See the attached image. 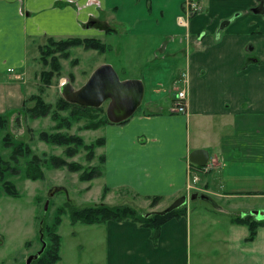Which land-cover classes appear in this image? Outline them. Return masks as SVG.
Returning a JSON list of instances; mask_svg holds the SVG:
<instances>
[{"label": "crops", "instance_id": "1", "mask_svg": "<svg viewBox=\"0 0 264 264\" xmlns=\"http://www.w3.org/2000/svg\"><path fill=\"white\" fill-rule=\"evenodd\" d=\"M186 2L200 8L191 18ZM117 16L128 21L129 46L140 36L141 46L150 39L162 57L173 56L165 73L173 92L160 95L147 71L128 75L143 82L144 95L127 120L102 127L106 197L136 194L146 214L188 199L158 229L106 223L110 264H264V225L248 241V227L232 220L264 210V0H0V102L20 92L6 79L25 73L31 44L107 37ZM152 58L147 68L160 64ZM182 88L186 114L174 109ZM198 149L208 151L205 166L190 159Z\"/></svg>", "mask_w": 264, "mask_h": 264}, {"label": "rangeland", "instance_id": "2", "mask_svg": "<svg viewBox=\"0 0 264 264\" xmlns=\"http://www.w3.org/2000/svg\"><path fill=\"white\" fill-rule=\"evenodd\" d=\"M118 13L119 10L116 14ZM101 22V27L109 26V24ZM113 27L115 32L107 34V37L94 34L96 35L95 38L105 42L104 44L107 46L101 51L86 49L83 46L70 48L69 58H60L61 74L59 77L54 76L50 86H47L44 81L46 77L44 76L43 80L41 73L50 71L51 66L43 64L40 59L41 50L39 46L31 44L26 48L27 54L25 56L28 58V65L23 68L26 75H24L25 73L19 75L13 72L9 74V79H6L8 84H18L15 85V90L20 89V92H12L11 95L5 92L4 99L0 102V114L6 118L5 125L0 126V153L5 159L9 158L11 148H3L2 139L7 133H10L12 141L29 146L32 152L39 155L46 153L47 155L61 156L66 162H77L86 167L87 170L91 166L99 167L102 146L97 147L95 157L88 160L87 150L81 149L69 156L65 153L66 146L43 142L40 139V134L43 132L76 134L81 136L86 143L96 141L98 138H102V127H105L106 124L101 123L102 125L96 129L92 126L99 123L100 120H107L105 114L107 103L101 105L99 111L86 109L83 111L85 116H82L78 122L69 128L67 125L59 127L60 124L64 123L61 118L53 120L50 116L33 117L31 113L27 112V106L35 105L34 100L27 102L26 106L24 103L19 104V102H21L22 97L29 98L35 94L42 96L46 103L52 104L53 109H56V104L63 97L60 90L61 85L70 83L75 89L80 88L92 72L102 65L100 63L111 64L123 80H127L128 75L142 76L147 71L146 77L150 75L154 77L153 83L156 90L160 89V95L164 96L168 92H173L172 80L169 81L165 75L167 67L173 68V56L162 57L164 51H156L150 45V39H147V44L141 46L144 40H141L140 36L133 38V43L129 46L128 21L121 20L118 16ZM37 43L41 42L38 41ZM56 55L60 56L58 53ZM152 57L157 58L160 64L150 61L151 67L147 68L146 61ZM129 65H132L131 71H129ZM9 70L12 72L14 69ZM18 97L20 101H18ZM148 97L146 94L145 100ZM12 103H18V105H12ZM4 105H7L4 108L7 111L2 112ZM143 107L144 104L141 109ZM58 112L62 117H70L72 110L62 109ZM91 117H95L93 121H91ZM24 160V158H20L19 162L23 163ZM82 171H72L67 166L59 169L45 166L44 178L41 180L26 179L22 174L10 176L8 178L14 182L19 191L18 197H12L6 193L0 183V264H29V260L33 261L37 257V253L42 250L44 243L47 246L45 225L52 224L59 215L62 218L58 227V232L62 236V259L56 264H110L108 241L110 240L111 225L107 226L106 223L87 225L81 222L73 224L71 208L100 204L115 208L129 205L135 208L137 205H142V200L136 194L126 191L119 192L115 196L112 193L111 199H108L106 191L103 189V178L95 177L85 181L81 179ZM53 188L58 189L49 197V192ZM62 211L63 213L60 214ZM139 211L145 212L147 210Z\"/></svg>", "mask_w": 264, "mask_h": 264}, {"label": "trees", "instance_id": "3", "mask_svg": "<svg viewBox=\"0 0 264 264\" xmlns=\"http://www.w3.org/2000/svg\"><path fill=\"white\" fill-rule=\"evenodd\" d=\"M83 46L86 49H97L102 50L107 47L103 42L95 37L81 38V37H70L65 39H54L48 38L45 45L41 47V57L44 65H50V71L42 72L41 76L47 83V86H50V82L54 76H60V58H69L70 48ZM60 54L56 55V54ZM34 100L35 105L27 106V112L31 113L33 117H45L50 116L53 120H59L61 118L64 123L60 124L59 127L67 125L69 128L73 126L75 122L85 116L83 111L87 110H101L96 108H83L77 104L70 103L65 98H60L56 104V109H53L52 104L45 102L42 96L40 95H31L29 98L23 101L24 105H27V102ZM72 110L70 117L60 116L58 110ZM95 117H91L93 121ZM5 116L0 114V126L5 125ZM101 123L108 124V120H100L99 123H96L92 128H99ZM87 128V126H86ZM40 139L46 143H52L59 146H66L67 149L65 153L69 156L74 155L76 152H79L81 149L87 150V159L92 160L95 157V149L101 147L105 144L103 138H98L96 141L91 143H86L81 136L76 134H49L48 132H43L40 134ZM20 142L12 141V135L7 133L3 139L2 144L3 148H11V154L8 159H5L0 153V183L6 193L12 197H18L19 191L17 190L14 182L8 177L15 176L17 174H22L26 179L30 180H41L44 178V168H62L67 166L72 171H82L81 179L88 181L95 177H101L103 175V168L101 164L104 161V157H99V162L101 164L98 166H91L88 170L86 167H83L77 162H66L64 158L56 155H47L43 153L39 155L32 152V149L29 146H24ZM20 158H24L23 163L19 162ZM14 163V164H13ZM107 191V188H105ZM107 193V192H106ZM159 197H154L152 204H156ZM72 207V206H70ZM181 208L174 209L166 214H152L146 216L145 212H141L138 209L132 206L122 205L119 208L106 206L104 204L95 205V206H82V207H73L71 208V218L72 223L76 224L81 222L87 225L107 223L108 221H128L135 220L140 222L142 225L151 226L158 229L165 221L168 219L180 215ZM63 211L60 213L62 214ZM61 215L55 218V221L52 224L45 225L44 231L47 234V246L44 251L32 262L29 264H56L61 259V247H62V236L58 232V227L61 224ZM235 223L243 224L248 227L249 235L247 237L248 241L255 239L258 229L260 226L264 225V219L258 220L254 215L246 217H234L232 219Z\"/></svg>", "mask_w": 264, "mask_h": 264}, {"label": "water", "instance_id": "4", "mask_svg": "<svg viewBox=\"0 0 264 264\" xmlns=\"http://www.w3.org/2000/svg\"><path fill=\"white\" fill-rule=\"evenodd\" d=\"M262 10V4L255 9L258 12ZM60 90L67 101L83 107H100L107 102V117L111 122L119 123L127 120L140 104L144 95V84L141 80H122L111 64H103L93 71L86 83L80 88L75 89L72 84L64 83L61 85ZM190 159L201 166H205L209 159L208 151L205 149L194 150ZM57 189L53 188L49 192V197ZM196 196L197 194H193L192 199L196 198ZM187 199V196L178 198L165 210L149 212L146 216L155 213L166 214L186 203ZM252 214L262 218L264 217V210H255L252 211ZM45 247L46 243H44L42 250L37 253V257L44 251ZM31 261L29 260L28 263Z\"/></svg>", "mask_w": 264, "mask_h": 264}, {"label": "built area", "instance_id": "5", "mask_svg": "<svg viewBox=\"0 0 264 264\" xmlns=\"http://www.w3.org/2000/svg\"><path fill=\"white\" fill-rule=\"evenodd\" d=\"M187 4V6H189V2H186L185 5ZM188 10L190 8L186 7ZM193 9V7H191ZM194 8H197V6L194 4ZM182 81L186 82V79L183 78ZM174 109L176 110V112L178 113H187L188 110V96H187V89L186 88H182V89H178V92L176 94L175 100H174Z\"/></svg>", "mask_w": 264, "mask_h": 264}, {"label": "flooded vegetation", "instance_id": "6", "mask_svg": "<svg viewBox=\"0 0 264 264\" xmlns=\"http://www.w3.org/2000/svg\"><path fill=\"white\" fill-rule=\"evenodd\" d=\"M261 2H259V4H260ZM261 5V4H260ZM186 7H188V8H190L188 11H192V12H189V18H191V16L193 17L196 13H197V11H199L200 10V8H195V10L194 9H192L190 6H187V4H186ZM259 8V7H258ZM107 103V102H106ZM108 104V103H107ZM101 107V106H100ZM100 107H93V108H96V109H99ZM101 109V108H100ZM105 114H106V112H105ZM107 117V116H106ZM107 120L109 121V122H111L110 120H109V118H107Z\"/></svg>", "mask_w": 264, "mask_h": 264}]
</instances>
